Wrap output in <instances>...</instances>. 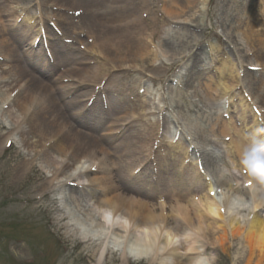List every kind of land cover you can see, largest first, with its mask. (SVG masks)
Instances as JSON below:
<instances>
[{
    "label": "rangeland",
    "instance_id": "1",
    "mask_svg": "<svg viewBox=\"0 0 264 264\" xmlns=\"http://www.w3.org/2000/svg\"><path fill=\"white\" fill-rule=\"evenodd\" d=\"M178 1V18L162 15L158 23L154 10L171 5L172 0H0L2 14L16 19L15 26L7 31L12 46H18L22 56L30 54L29 59H23V66L35 74L37 86L53 85L54 96L62 103L66 100L68 107L73 106L79 91L64 89L70 84L67 82L58 81L55 86L63 68L60 62L56 66L58 61L44 57L36 45L39 34L44 38L56 34L57 42L65 39L74 47L81 43V50L74 54L94 59L91 62L102 79V89H96L99 93L89 102L78 103L79 110L70 119L67 116L74 131L91 134L96 119L111 122L116 110L132 108L131 117L115 119L125 120L118 131L120 138L111 136L102 145L112 158L123 155L125 137L131 143L126 149L145 148L141 157L127 156L126 168H115L113 181L120 194L146 204L157 214L159 206L169 211L177 204L170 199L175 184L177 192L195 191L219 177L235 180L240 173L237 151L241 144L264 139V94L259 90L264 80V51L257 54L255 39L246 45L241 31L233 33L237 21L240 27L245 21L247 11L252 24H259L253 31L264 33V0H195L191 8H186V0ZM130 32L135 35L130 37ZM151 33L156 36L150 44ZM259 39L264 41V34ZM140 44L149 45L151 51L161 46L168 62L154 64V59L144 56L141 60H123L119 69L109 67V62L101 65L105 58L118 57L115 51L124 49V54ZM41 60L45 67H31L30 63L39 65ZM46 65L55 68L50 71ZM207 83L213 95L209 100L203 94ZM80 106L86 109L80 110ZM62 107L68 113L67 106ZM57 108L49 105L54 112ZM219 121L226 127V136L217 130ZM11 124L1 110L0 136H8L0 149V264H96L87 261L82 246L72 240L62 188L61 194L47 191L46 200L26 201L28 197L38 199V183L28 172L16 176L10 165L31 158L30 149L23 146L19 136L28 126L22 122L20 129L13 131ZM33 166L44 180L49 179L51 168L39 161ZM59 216H63L62 221H57ZM198 240L203 243L202 237ZM206 242L204 256L212 258L211 264H245V254L234 241L225 246L212 239ZM120 257L115 252L100 264H124ZM127 264L148 263L129 260Z\"/></svg>",
    "mask_w": 264,
    "mask_h": 264
},
{
    "label": "bare ground",
    "instance_id": "2",
    "mask_svg": "<svg viewBox=\"0 0 264 264\" xmlns=\"http://www.w3.org/2000/svg\"><path fill=\"white\" fill-rule=\"evenodd\" d=\"M194 2L195 0H186V8L194 6ZM159 9L154 10L157 12L155 19L158 23L161 22L162 15L177 19L181 9L180 2L172 0L171 5L163 4ZM245 14V21H241L240 27L238 20L233 27V33L241 31L240 35L246 45H250L252 39H255L259 54V51H264L263 40L259 39L264 33L254 32L253 28L259 24H252L254 21L249 11ZM15 24L14 17L4 15L0 10V111L2 110L4 116L12 123L13 131L20 129L22 122L28 126L26 131H20L19 136L22 137L23 146L29 148L32 155L29 160L10 165V170L16 171V176L28 172L32 181L38 183V199L28 197L27 202L46 200L47 191L61 194L62 188L67 197L64 209L70 224L68 230L74 235L72 240L82 246V256L87 261L94 260L96 264H100L102 259L119 251L121 262L124 264L129 260L148 264H211L212 258L204 256V249L208 244L207 239H212L221 246L227 245L230 240L234 241L245 254V264H264V183L256 177L245 176L240 172L235 180L219 177L209 181L211 183L207 184V187L196 188L195 191L190 188L191 191L180 189L177 192L175 184L172 186L175 192L170 195V199L177 204L169 207V211H164L159 206L158 214L146 204L123 196L113 181V171L118 165L125 168L128 166V155L143 156L145 148L135 146L133 149H126L131 143L127 142L129 137H125L121 143L124 148L123 155L115 154L112 158L102 143L111 136L120 138L122 133L118 134V131L125 124V120L115 119L131 117L132 108L126 106L120 111L116 110L115 114H112L114 120L111 122L105 123L104 119H96L93 133L105 127L98 135L74 131L67 116L70 119L75 110H79V106H76L78 103L89 102L93 95L99 93L96 89H102V79L97 77L94 63L91 62L94 59L74 54L80 49L81 43L74 47L69 42L67 46L66 43L54 39L56 34H49V38L45 36V42L50 44L47 46L51 47L50 58L58 61L54 62L56 66L60 62V68H63L59 78H55V86L57 87L58 81L67 82L70 84L64 89L70 92L79 91L77 97L73 98V106L68 107L66 100L63 99L62 103L54 96L53 85L45 88L40 84L37 86L35 74L23 66V59H29L30 54L26 52L25 56H22L18 51L19 47H13L7 36L8 29L13 28ZM127 27L123 26L124 29ZM29 29L32 30V27ZM129 34L130 37L135 35L133 32ZM155 36L150 34V44ZM35 37L37 38L38 34ZM38 41L40 43L36 44L37 47L45 43L40 38ZM123 50L115 51L118 57L103 59L101 65L105 67L109 62V67L119 69L123 60H141L144 56L154 59V64L159 61L168 62L165 51L159 45L154 51H151L147 44L130 48L124 54ZM40 63L30 65L35 70L37 67H45L43 60ZM54 68L51 65L50 71ZM248 69L249 67H246L244 70ZM263 83L264 80L259 86L262 94ZM209 85L207 83L203 90L208 100L211 99L209 96L213 97ZM104 90L105 88L102 92ZM8 98L11 100L8 101ZM51 104L62 111L65 108L62 104L66 105L68 113L64 110L61 114L60 109L57 112L50 110ZM95 108L100 110L97 104ZM69 109L72 110L69 112ZM83 109L86 107L80 106V110ZM216 126L219 133L226 132V127L221 121L217 122ZM2 129L0 126V131ZM7 136H0V149L6 144ZM242 146L243 144L237 151L238 154ZM96 154L102 158H97ZM34 161H39L43 167L51 168L48 180H44L35 169ZM84 162L89 163L87 167H83ZM244 183L246 188L242 187ZM221 193H225L226 199H221ZM237 197L243 199L238 200L230 209L229 201ZM62 220L63 216H59L57 221ZM199 237H202L203 243L198 240ZM73 241L68 240L69 243Z\"/></svg>",
    "mask_w": 264,
    "mask_h": 264
},
{
    "label": "clouds",
    "instance_id": "3",
    "mask_svg": "<svg viewBox=\"0 0 264 264\" xmlns=\"http://www.w3.org/2000/svg\"><path fill=\"white\" fill-rule=\"evenodd\" d=\"M238 165L241 174L258 178L264 183V139H254L248 144L242 146L239 156ZM251 186V181L248 182ZM221 199H226L225 193H221ZM242 197H237L229 201V208L235 206L238 200Z\"/></svg>",
    "mask_w": 264,
    "mask_h": 264
}]
</instances>
